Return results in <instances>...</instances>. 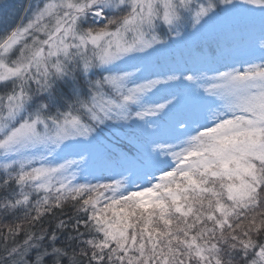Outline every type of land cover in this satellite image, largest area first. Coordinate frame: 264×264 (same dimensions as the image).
<instances>
[{
  "label": "snow or ice",
  "instance_id": "snow-or-ice-1",
  "mask_svg": "<svg viewBox=\"0 0 264 264\" xmlns=\"http://www.w3.org/2000/svg\"><path fill=\"white\" fill-rule=\"evenodd\" d=\"M172 47L189 61L144 76ZM0 264H264V0H34L5 23Z\"/></svg>",
  "mask_w": 264,
  "mask_h": 264
},
{
  "label": "rangeland",
  "instance_id": "rangeland-1",
  "mask_svg": "<svg viewBox=\"0 0 264 264\" xmlns=\"http://www.w3.org/2000/svg\"><path fill=\"white\" fill-rule=\"evenodd\" d=\"M4 3L8 5L5 9H3ZM16 10L17 7L13 6L12 0H0V29L5 26V23H7L8 25L12 24L13 19L16 16ZM5 17H7L6 20ZM164 38L167 39V37ZM188 61L189 57L186 49H184L183 47H172L171 49L163 52L159 56L154 57L149 68L143 73V75L148 78H155L154 74L164 73L169 68L177 64L184 65L185 62ZM187 66L191 67L192 65L189 62ZM216 66L218 67L219 65ZM159 95L160 94H157L154 99H158ZM114 125L108 128L120 138H123L125 134L129 132V129L127 127ZM104 133H106L107 137L111 136V134L107 130H105Z\"/></svg>",
  "mask_w": 264,
  "mask_h": 264
},
{
  "label": "trees",
  "instance_id": "trees-1",
  "mask_svg": "<svg viewBox=\"0 0 264 264\" xmlns=\"http://www.w3.org/2000/svg\"><path fill=\"white\" fill-rule=\"evenodd\" d=\"M31 3H34V0H12L13 6L17 7L16 16L13 19L12 24H15L16 22H18L19 20H21L24 17L25 10H26L27 6ZM7 6L8 5L6 3H4L3 9L7 8ZM12 24H10V25H12ZM105 130H107L111 134L110 137H107L106 133H104L105 137H107L108 139L120 138L115 133H113L108 127H106ZM156 175H159V173H157Z\"/></svg>",
  "mask_w": 264,
  "mask_h": 264
}]
</instances>
